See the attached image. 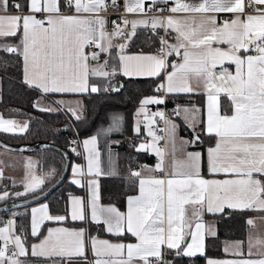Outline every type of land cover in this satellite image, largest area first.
<instances>
[{
    "label": "snow or ice",
    "instance_id": "snow-or-ice-1",
    "mask_svg": "<svg viewBox=\"0 0 264 264\" xmlns=\"http://www.w3.org/2000/svg\"><path fill=\"white\" fill-rule=\"evenodd\" d=\"M70 8L74 7L77 15H64L61 12L59 0H27L28 14H23L24 5H13L20 15H0V37L15 36L22 29V51L19 47L8 46L9 53L18 52L23 57L24 81L30 87L34 86L43 93H84L98 91L90 85L91 76L109 77L116 74L106 71L108 61L99 63L101 53H107L113 46L111 38L124 35L117 27L111 35L104 31V19L98 15L104 0H67ZM145 0H126V12H145ZM250 4L264 5V0H249ZM115 4V0H113ZM8 0H0V12H7ZM170 12H186L194 14L207 13H236L244 12L243 0H201L198 4H189L183 0H175V6ZM258 15H247L241 19L236 15L230 21L217 24L215 15H206L197 23L191 17L192 25L187 21L166 18V24L159 17L151 20L153 29L157 27L171 28L177 32L176 45H169L161 38L162 55L121 54L125 45H118L120 67L124 76H158L168 68L167 57L175 51L183 62L173 63L172 71L166 74V88L169 93H190L194 89L190 84L193 76L198 83L202 82L207 95V124L206 132L215 135V147L208 149V171L210 174H232L235 178L223 180L203 179L200 176V153H186V159H173V170L165 173L166 178L140 179L138 196L128 197V212L126 215V229L136 238L137 243L113 244L107 240L92 239V250L98 257L94 264H133L134 258H139L143 264H150L149 257L162 261V249H176L180 253L185 237L190 236L191 242L183 247V254L195 255L203 253L205 235H215V232L206 227L202 221L205 211L222 213L225 208L239 210L264 211V8L256 9ZM96 13L94 19L81 17L80 13ZM44 14V19H38L36 14ZM115 23V22H114ZM128 24L129 21H123ZM147 24V20L131 21L133 28L137 24ZM132 34H129V37ZM95 45L98 52L86 53L85 48ZM216 45V46H214ZM219 45H227L221 48ZM199 49L192 52L189 48ZM253 48L257 55H241V50L248 52ZM90 61H97L93 66ZM225 61L235 65V73L223 68ZM221 66L217 73L215 69ZM227 95L232 105V115L220 114V95ZM153 103H163L162 99L146 97L140 101L138 112H144L145 106ZM36 105H34L35 107ZM44 110V109H41ZM76 115L75 109H70ZM186 113L188 109L184 110ZM198 109H193V115ZM154 115L164 118L163 113ZM179 115V111H177ZM79 118V117H77ZM168 136L174 145L175 125L168 121ZM5 125L9 127H5ZM191 127L192 125L189 124ZM15 121H5L0 118V130H14ZM27 125L20 127L26 130ZM154 140L161 139L149 132ZM199 138L198 136L196 137ZM96 137L85 140L84 145H94ZM193 143L195 141H192ZM184 143H188L185 141ZM140 145V149H145ZM94 151V149L92 150ZM159 158L156 170L164 171V153L155 149ZM98 156V154H96ZM89 173L93 172V165L97 163L94 157L89 158ZM73 173H80L79 167H73ZM96 174L99 175L98 165ZM2 175V170H0ZM134 176L140 173L134 172ZM74 183H79L74 180ZM43 180L32 178L25 184L24 195L35 191ZM90 184L96 182L89 181ZM165 185H166V228H165ZM9 193L0 194L4 199ZM92 200L91 218L95 222L101 221V215L107 213L103 223L107 231L116 235L123 234L125 229V215L115 207H101ZM191 206V217L186 215V206ZM32 235L38 234V225L43 220L64 221V216L47 214V206L33 209ZM42 213V219L37 220V213ZM73 220H83L84 210L81 202L73 201L71 209ZM11 223V222H10ZM250 228L257 227L256 221L249 218L246 221ZM264 223V219H262ZM194 224V230H193ZM187 230V231H186ZM6 228H0V240L5 241L0 247V264H19L14 258L16 255H26V250L19 236H14L17 252L7 255L9 238L4 235ZM84 230H69L66 228L49 229L48 235L38 245L32 246L33 256L60 257L71 259L85 255ZM264 243V240L258 241ZM242 242L227 245L225 252L234 248V254L241 255ZM252 241L249 238V254L251 255ZM127 259L123 257L124 250ZM100 257H111L102 259ZM208 264H264V253L261 258L253 259H224L208 260Z\"/></svg>",
    "mask_w": 264,
    "mask_h": 264
},
{
    "label": "crops",
    "instance_id": "crops-1",
    "mask_svg": "<svg viewBox=\"0 0 264 264\" xmlns=\"http://www.w3.org/2000/svg\"><path fill=\"white\" fill-rule=\"evenodd\" d=\"M84 2H87V0H84ZM124 2V10H125V3L126 0H123ZM129 2H134V0H129ZM148 2L153 3L155 6H158L160 3L164 4L165 9L167 10V13L160 17L159 14L156 13H140V12H125L122 14L119 18L118 22H115L113 17L108 14H102L98 13L100 17H102L105 21L104 23V31L111 35L113 31L119 27L121 32L124 34L122 36H115L111 38V43L115 44V50H116V70L120 72V61L118 53H120V49L117 47L118 45H124V42L126 38L129 36V34L133 31V26L131 24V21H141V20H147V24H137L143 25L147 27L148 29H153L151 26V20L154 17H159L162 21L166 24V18L169 16H172L174 19L180 20V21H187V23L191 26L192 21L191 17H195V20L197 23H199L204 16L206 15H215L217 18V24L222 25L224 21H230L233 18H235L236 15H240L241 19L246 17L247 15H258L259 13L256 11V9L264 8V5L260 4H252V8L248 11L243 12L242 14H236V13H207V14H194V13H186V12H176L172 13L169 11L170 8L175 6V0H145L144 8L146 7V4ZM183 2L189 3V4H198L201 2V0H183ZM20 3L24 5L22 9L23 14H28V8H27V0L24 1V4L21 2V0H8V9L7 12H0V15H20L21 12L18 11L16 8L13 7L14 4ZM63 0H59L60 8L62 7ZM61 12L64 15H77V13L73 8L67 7V10H61ZM37 15V14H36ZM81 17L94 19L97 15L96 13H80ZM129 21L128 24H124L123 21ZM115 22V23H114ZM164 28L165 34H164V40L167 41V44L169 45H176L178 43L177 41V32L173 31L171 28L165 29V27H159V42H160V33L161 29ZM22 29L18 32V40L15 43H9V42H3L1 41V45L4 47L12 46V47H19L22 51ZM118 41V42H117ZM158 42V43H159ZM158 45V44H157ZM156 45V46H157ZM95 49L89 50L87 47L85 48L86 53H92V52H98L99 49L93 45ZM156 46H154L152 49H140V50H127L123 49V52L121 54L127 55V56H136V55H158L156 54ZM216 46V45H214ZM221 48H227V45H219ZM192 52H197L199 49L195 48H189ZM184 49H180V55H178L175 51L172 52L170 56L167 57V64L169 65L168 68L162 72L159 75V79L155 85L160 86L162 84L166 85V74L168 72H171L173 69L171 65L173 63L180 64L183 62L182 54ZM241 55H257V52L250 48L248 52H244L241 50ZM159 56V55H158ZM21 57V80L24 81V70H23V57ZM99 63L103 64V58L102 53L99 57ZM90 64L95 66L97 64V61H90ZM223 68H226L229 72L235 73V65L231 64L227 61L222 66ZM113 68H110L112 70ZM106 71L109 70L105 69ZM221 66L218 65L215 71L219 73L221 71ZM121 73V72H120ZM90 85H93L96 87L95 83L89 82ZM26 84V83H25ZM190 84L193 87L194 91L191 93L196 94V96H192L190 100H187L183 103L179 104H173L171 108H173V113L166 116L165 119V125H164V134H163V142L160 143L159 140H154L152 135H149V132H152L155 134L156 137H159V133L157 132L158 126L157 123L154 120L153 112L146 111L144 112H138L140 109V101L146 97H155L158 98V94L154 90L152 93L144 94L140 97L139 101L137 102V105L133 109V115H132V132H133V138H134V147L136 149H140V145H145L146 152H149L153 155V159L149 162H136L129 168V176H132L135 178L136 181V188L133 192L128 193L125 195L124 203L122 207H118L116 204L109 202V201H101L98 196V179L102 175H107L114 172V158H113V152L110 151V147L106 146L105 153L106 158L104 162L101 161V155L99 151V147L97 145V141H95L94 145H89L87 148L84 145L85 140H90L92 137H95L93 134H88L80 137V146H79V152H76L74 154H69V164L67 169V176L72 182L74 180H78L79 183H74L75 185L80 187V190L69 192L65 196V212H51L47 209V214L51 216H64V221H54V220H43L42 223L38 225V234L36 236L32 235V220H33V209H40L43 206H47L45 199L38 200L36 202L30 203L27 205V213H28V228L27 231H25L24 237H20L22 244L26 250V255L19 256L16 255L14 258L19 262V264H94L95 260L98 258L94 255L92 250V239L95 238L97 240H107L110 243L117 244V243H123L125 245L129 243H137L136 238L131 235V233L127 232L126 229V215L128 212V197L130 196H138L140 194L139 192V181L140 179H152V178H166L165 173L171 172L173 170L172 161L175 159L176 161H183L186 159V153L193 152V153H200L201 159H200V176L203 179H217V180H223L228 178H235L232 174H210L208 171V149L210 147H215L217 142V137L213 134V141L211 143L205 144L203 148H199L196 146L197 143H193L192 141L197 140V136L200 138L201 135L208 134L206 132V124H207V95L203 86V83H198L197 78L193 76L190 80ZM28 85V84H26ZM34 87V86H33ZM36 88V87H35ZM39 93L42 94H49V93H43L40 89L36 88ZM90 90V89H89ZM162 92L165 94H168L169 92L166 91V88H160ZM174 93V92H172ZM225 95V94H224ZM49 96L52 98L50 99L51 102L56 106L60 105L62 106L70 116L76 117L79 112V96L76 93H55L53 95ZM48 96V97H49ZM227 97V95H225ZM228 98V97H227ZM47 98H36L34 100V105L36 107H39L38 105H46L47 106ZM159 99V98H158ZM229 103V110L228 111H221V115H232V105L229 98L227 99ZM155 104V103H153ZM51 105V103H50ZM152 105V104H149ZM70 109L76 110V115H73L72 111ZM188 109L189 111L186 113L184 110ZM198 109L197 112L193 115L192 110ZM175 110V112H174ZM177 111H179V115H177ZM0 118H2L5 121L11 120L15 121L17 127L14 130H0V133L9 134L13 132H22L19 130L20 127H23L25 124L27 125V121L24 118H10L6 117L0 114ZM168 121H171L172 124L175 126L177 125V122L180 121V123L188 124L189 129L187 131H183L181 127L179 128L178 132L179 135L174 137V145L173 148V141L169 139L168 136ZM189 124L192 126L190 127ZM5 127H9L5 125ZM185 132V133H183ZM196 136V137H193ZM198 138V139H199ZM187 141L188 143H184ZM159 148L164 153V171L162 176H158L154 174V170H156V165L159 163V158L156 155L155 149ZM94 149V151H92ZM98 154V156H96ZM77 155V156H76ZM37 157L38 154L36 152H32L30 150H12L5 147L0 146V170H2V175H0V184L3 183V179H11L13 182L18 184V187H22L21 190H17L15 193H23L25 192V184L30 183L32 181L33 177H36L37 180L42 179L43 183L50 178V176L53 174L52 169H49V173L47 174V168H39L40 166L37 163ZM94 157L97 161L96 164L93 165V172L89 173V158ZM98 165L99 168V175L96 174V167ZM78 166L80 173L82 174H75L73 173V167ZM138 172L140 173L139 176H134L133 173ZM256 178H259L261 180H264V177L257 175ZM19 180H21V183H18ZM95 181V184H90L89 181ZM20 184V185H19ZM41 185V184H40ZM4 193L3 188L0 187V192ZM2 193V194H3ZM96 197V203L104 208L107 207H115L117 211L125 215V229L123 231V234L116 235L113 233H110L107 231V225L103 223V219L107 217V213H103L101 215V221L95 222L91 218V211H92V200L93 197ZM79 200L81 202V206L84 210V216L85 218L83 220H73L71 218V209L73 207V201ZM2 200V199H1ZM187 212L186 215L188 217H191V206H186ZM166 185H165V228H166ZM37 220H41L43 214L37 213ZM223 220V228L221 229V234L217 233L218 227L217 220L218 219ZM252 218L256 221L257 227L250 228L246 221ZM262 219H264V211H253V210H239V209H228L225 208V210L222 213H209L205 211L202 215V221L206 227V230L208 228H211L215 235H205L206 236H216L218 243H219V249L220 253L216 254H206L203 257L204 264H208V260H224V259H253L257 260L261 258V254L264 253V243H259L258 241L264 240V223H262ZM79 221V223H68V221ZM10 224L11 229L14 232L11 236V241L13 243V249L7 251V255L11 256L13 252H17V249L15 248L14 244V236H18L16 234V231H22L21 229H15L13 220L10 218ZM89 222L99 224L101 229L103 230V233H95V232H89L87 230V224ZM0 228H6L7 226L4 223L0 222ZM55 228H66L69 230L78 231L83 229L84 230V241H85V255L81 257H72L71 259L62 258L60 257H46V256H33L32 255V246L38 245L40 242L48 235L49 229H55ZM193 230H194V224H193ZM8 231V230H7ZM5 232L4 235L8 237V232ZM187 231V230H186ZM24 233V232H23ZM251 237L252 241V248H251V255L249 254V238ZM242 242V247L240 249L241 255H236L235 249H230L229 252H225V247L227 245H234L235 242ZM4 240H0V247H2V244L4 243ZM191 242V237L186 236L185 237V243L182 245V249L180 250V253L183 254V247H186L187 243ZM165 253L168 251L177 252L176 249H168L166 246L163 247ZM196 254H201L197 252ZM195 254V255H196ZM167 256V254H166ZM102 259H111V257H100ZM151 257H149L150 260ZM115 259H127V252L126 249L124 250L123 257H115ZM133 264H143V261H141L139 258H134Z\"/></svg>",
    "mask_w": 264,
    "mask_h": 264
},
{
    "label": "trees",
    "instance_id": "trees-1",
    "mask_svg": "<svg viewBox=\"0 0 264 264\" xmlns=\"http://www.w3.org/2000/svg\"><path fill=\"white\" fill-rule=\"evenodd\" d=\"M24 1L21 0L23 4ZM131 34L124 42V48L127 50L152 49L159 42V27L148 29L143 25H138ZM17 40L18 34L0 37V42L15 43ZM112 45L107 53H102L103 63L106 60L108 61L107 69L109 70L107 71L110 73L112 72L110 68H116L117 61L115 44ZM115 76L121 80L119 87L115 90L104 87L107 77H90L89 82L95 83L98 91L92 92L89 90L84 93H76L80 99L79 112L76 117L70 116L62 106L58 108L57 105L56 108L34 107L36 98L45 97L52 99L49 94L53 95L55 93L42 94L35 87L26 85L21 80L20 54L18 52L9 53L6 51V47L0 43V114L10 118H24L27 121L26 130L9 134L0 133V136L11 142H25L28 140L35 142L43 139L62 146L73 135L82 137L93 134L99 147L101 161L104 162L106 158V146L111 148L110 151L113 152L112 156L114 158V172L102 175L98 179L99 199L122 207L125 195L133 192L136 188L135 178L129 176L130 166L136 162H149L153 159L151 153L134 147L132 115L140 97L154 92L159 75L154 77L124 76L116 70ZM191 93H168L165 94L164 102L167 106L172 107L173 104L183 103L190 100L192 96H196V94L191 96ZM227 99L221 93V111L229 110ZM115 137L119 138L118 142L107 143L108 139ZM212 141L213 136L205 134L195 140V143H197L196 146L199 148H203L205 144ZM30 151L38 154L37 163L39 166L53 165V174L35 189L37 191L58 175L62 168L63 156L59 150L49 146H39L30 149ZM67 152L69 154L68 150ZM78 190H80V187L75 185L68 177H65L57 187L53 188L43 198L47 209L51 212H65L66 194ZM19 196L15 195L13 197ZM15 209L17 211L12 214L14 228L23 230L25 235V231L28 228L27 205L0 210V216ZM68 223H79V221H68ZM216 226L218 227L217 233L221 234L220 231L223 228V220L221 218L217 220ZM87 230L90 233H103L100 225L92 222L87 224ZM216 236L205 237L204 251L201 254L187 256L168 251L166 253L167 264H204V255L221 252Z\"/></svg>",
    "mask_w": 264,
    "mask_h": 264
},
{
    "label": "built area",
    "instance_id": "built-area-1",
    "mask_svg": "<svg viewBox=\"0 0 264 264\" xmlns=\"http://www.w3.org/2000/svg\"><path fill=\"white\" fill-rule=\"evenodd\" d=\"M68 6L69 5H68L67 0H63L61 10H67ZM243 7H244V12H245V11H248L252 8V4L249 3V0H243ZM125 12L126 11L124 10L123 0H115V4H113V0H104V7H102L101 10L99 11V13L111 15L115 22H118L120 16L122 14H124ZM145 13H149V14L156 13V14H159L160 17H163L167 13V10L165 9L163 3H160L158 6H155L153 3L148 2L146 4V7H145ZM37 18L38 19H44V14H42V13L37 14ZM164 34H165V30H164V28H162L161 33H160V42L156 46V50H155L156 54H158V55H162L158 50L161 48V38L164 39ZM87 49L93 50L95 48L92 45L90 47H87ZM157 89H158V86L155 87V91L158 94V98L163 100V103H155L152 105L148 104L145 106V110L153 112L154 120L158 126L157 132L159 133L160 138H161L160 143L162 144L165 119H166L167 115L173 113V108H171L165 104L164 93L162 92V90H160V89L157 90ZM156 113H163L164 118L162 119L160 116L154 115ZM118 141H119V138L115 137L112 139H108L107 143L113 144V143H116ZM79 146H80V137L77 135L71 136L66 143L62 144V147L65 150H68L69 154H74L76 152H79ZM154 174H156L158 176H162L163 172L158 171V170H154ZM16 211H17L16 209L11 210V211L0 216V222L4 223L7 226V230H8L7 232H8L9 242L7 244L6 251L13 249V243L11 241V236L13 235L14 232L11 229L10 218H12V214ZM15 233L18 234L19 237H24V233L22 231H16ZM4 245H5V242L2 244V247H4ZM162 252H163L162 261H157L154 257H151L149 260L150 264H167V256L165 253L166 251L162 250Z\"/></svg>",
    "mask_w": 264,
    "mask_h": 264
},
{
    "label": "water",
    "instance_id": "water-1",
    "mask_svg": "<svg viewBox=\"0 0 264 264\" xmlns=\"http://www.w3.org/2000/svg\"><path fill=\"white\" fill-rule=\"evenodd\" d=\"M196 137V136H193ZM0 146L12 149V150H30L32 148H37L39 146H49L52 148H56L59 150L63 156V164L60 172L58 175L51 180L46 186L43 188L28 194L24 196H19V197H9L5 198L3 200H0V210H5L10 207L14 206H26L30 203L36 202L38 200L43 199L48 192H50L53 188L57 187L58 184L67 176V169H68V164H69V154L67 150H65L62 146L51 142L49 140H43L39 139L33 142L32 140H28L25 142H11L3 139L0 136Z\"/></svg>",
    "mask_w": 264,
    "mask_h": 264
},
{
    "label": "rangeland",
    "instance_id": "rangeland-1",
    "mask_svg": "<svg viewBox=\"0 0 264 264\" xmlns=\"http://www.w3.org/2000/svg\"><path fill=\"white\" fill-rule=\"evenodd\" d=\"M113 70V69H112ZM120 83H121V80H120V78L119 77H117V76H115V75H111L110 77H107L106 78V81H105V84H104V87H107L108 89H117L118 87H119V85H120ZM48 102H47V106L46 105H41V104H39L38 106L40 107V108H56V106L53 104V102H51L49 99L47 100ZM50 103H51V105H50ZM58 107H61L60 105H58L57 106V108ZM63 111V110H62ZM67 112V111H66ZM174 112H175V110H174ZM68 113V112H67ZM69 114V113H68ZM181 127V129L183 130V131H187V129H189V127H188V124H186V123H184V124H182V123H180V121H178L177 122V125H176V127H175V136L174 137H176V136H178L179 135V132H178V130H179V128ZM183 133H185V132H183ZM160 137V136H159ZM44 167H46L47 169V174H50L49 173V169H52V172H53V165H46V166H40L39 168H44ZM3 181V183H1L0 184V187L1 188H3L4 190H6V191H4V192H7V193H9V195L7 196V197H13V196H15L16 195V191L17 190H21L22 189V187H18V184H16L15 182H13L11 179H3L2 180ZM18 183H21V180H19V182ZM20 185V184H19ZM3 193V191L2 192H0V194H2ZM6 197V198H7ZM5 199V198H4ZM1 200V199H0ZM5 264H7V260L5 261Z\"/></svg>",
    "mask_w": 264,
    "mask_h": 264
}]
</instances>
